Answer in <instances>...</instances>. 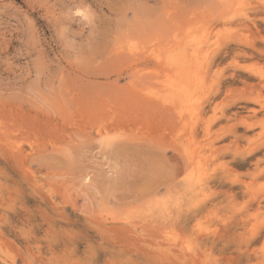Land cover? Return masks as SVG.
Returning a JSON list of instances; mask_svg holds the SVG:
<instances>
[{
	"label": "rangeland",
	"instance_id": "1",
	"mask_svg": "<svg viewBox=\"0 0 264 264\" xmlns=\"http://www.w3.org/2000/svg\"><path fill=\"white\" fill-rule=\"evenodd\" d=\"M0 264H264V0H0Z\"/></svg>",
	"mask_w": 264,
	"mask_h": 264
},
{
	"label": "bare ground",
	"instance_id": "2",
	"mask_svg": "<svg viewBox=\"0 0 264 264\" xmlns=\"http://www.w3.org/2000/svg\"><path fill=\"white\" fill-rule=\"evenodd\" d=\"M87 178V177H86Z\"/></svg>",
	"mask_w": 264,
	"mask_h": 264
}]
</instances>
